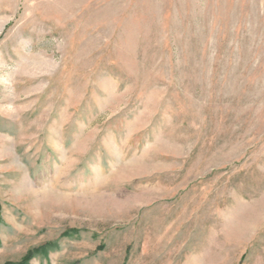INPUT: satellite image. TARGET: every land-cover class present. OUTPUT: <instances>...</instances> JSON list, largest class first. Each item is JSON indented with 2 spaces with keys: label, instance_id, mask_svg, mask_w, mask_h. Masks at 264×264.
<instances>
[{
  "label": "rangeland",
  "instance_id": "rangeland-1",
  "mask_svg": "<svg viewBox=\"0 0 264 264\" xmlns=\"http://www.w3.org/2000/svg\"><path fill=\"white\" fill-rule=\"evenodd\" d=\"M0 264H264V0H0Z\"/></svg>",
  "mask_w": 264,
  "mask_h": 264
}]
</instances>
